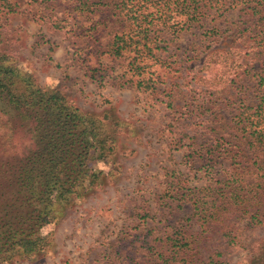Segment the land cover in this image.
Masks as SVG:
<instances>
[{
  "label": "rangeland",
  "instance_id": "1",
  "mask_svg": "<svg viewBox=\"0 0 264 264\" xmlns=\"http://www.w3.org/2000/svg\"><path fill=\"white\" fill-rule=\"evenodd\" d=\"M16 1L14 11L0 5V48L14 53L39 83L63 90L83 110L108 109L121 125L114 159L93 162L103 170L101 186L58 208L54 219L41 228L45 242L38 253L3 264H110L113 246L124 236L147 233L151 238L171 231L173 224L197 229L195 218L185 219L192 212L189 202L160 193L179 178L192 186L204 182V173L190 167L186 154L195 135L212 140L220 134L214 126L233 106L226 87H234L244 102L257 100L254 76L264 73V25L250 15L248 25L240 24L239 16L244 1L250 13L254 3L225 0L223 9L210 5L206 15L175 34L164 28L157 37L163 47L156 57L141 55L145 66L138 73L129 65L133 54L104 51L105 26L90 27L110 15L108 10L76 12L73 0ZM257 7L264 14V2ZM232 46L243 54L245 93L233 84L201 89L197 73L204 55L213 47ZM142 78L150 85H137ZM208 115H214L212 127ZM7 117L0 109V162L33 144L26 126L17 119L6 122ZM237 224L243 237L240 245H228L212 231L201 247L203 253L218 247L227 264H251L253 250L264 241V204L260 222L250 226L243 218Z\"/></svg>",
  "mask_w": 264,
  "mask_h": 264
},
{
  "label": "trees",
  "instance_id": "2",
  "mask_svg": "<svg viewBox=\"0 0 264 264\" xmlns=\"http://www.w3.org/2000/svg\"><path fill=\"white\" fill-rule=\"evenodd\" d=\"M248 1L254 3L250 6L252 11L244 1L240 6V24L248 25L250 15L256 23L264 25V14L257 7L264 0ZM72 2L76 12L100 9L110 12L90 27L105 26L104 51L115 56L133 54L129 65L140 73L145 66L141 55L156 57L157 49L163 47L157 37L164 28L175 34L206 15L210 5L223 9L225 0ZM0 5L8 11L18 7L16 0H0ZM242 58L238 46L211 48L197 73L201 89L233 84L241 86V93H245L242 67L246 66ZM255 76L256 102H244L234 87H226L228 96L233 98L229 104L233 106L227 116L220 112L225 119L214 126L220 134L212 140L195 135L191 142L187 161L190 167L202 170L204 182L192 186L179 178L160 193L189 202L192 212L185 219L195 218L199 227L194 230L173 224L171 231L151 238L147 233L124 236L113 246L110 264H227L223 249L214 247L203 253L201 247L206 238L216 231L226 244L240 245L243 237L237 222L243 218H247L250 226L260 222L264 204V73L256 72ZM148 81L138 79L137 85L149 86ZM0 109L8 115L6 122L13 124L17 119L20 126L25 125L33 140L21 155L5 157L0 162V264H3L38 253L45 242L41 228L54 219L58 208L101 186L103 170L94 167L93 162L114 159L121 121L108 109L83 110L63 90L39 83L14 53L2 48ZM212 116H206L211 127L215 121ZM250 262L264 264V241L253 250Z\"/></svg>",
  "mask_w": 264,
  "mask_h": 264
}]
</instances>
